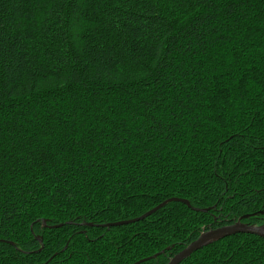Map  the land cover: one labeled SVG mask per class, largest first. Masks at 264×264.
Segmentation results:
<instances>
[{
	"label": "trees",
	"instance_id": "1",
	"mask_svg": "<svg viewBox=\"0 0 264 264\" xmlns=\"http://www.w3.org/2000/svg\"><path fill=\"white\" fill-rule=\"evenodd\" d=\"M165 36L174 75L140 79ZM0 45L20 69L0 86V264H168L205 230L264 225V0H0ZM161 87L162 131L141 132ZM170 198L190 207L102 227ZM181 264H264V238Z\"/></svg>",
	"mask_w": 264,
	"mask_h": 264
},
{
	"label": "snow or ice",
	"instance_id": "2",
	"mask_svg": "<svg viewBox=\"0 0 264 264\" xmlns=\"http://www.w3.org/2000/svg\"><path fill=\"white\" fill-rule=\"evenodd\" d=\"M114 7H118L119 5H113ZM198 23H195L192 25L191 31H188V29H185V31L188 32V38L191 39L193 37V33L197 31ZM183 32L181 33V36H183ZM179 37L176 36H165L164 40L166 42L158 41V43L162 44L163 49L165 50L164 55H161L159 59L156 60L155 64L152 65L151 68H145L143 65L141 66V70L146 71L148 74L145 76L140 77L142 80H149V79H156V74H160V80L164 79L163 73L167 72L169 74V77L171 78L173 73V62H171L168 57L170 56L171 52L174 48L177 47L176 40ZM198 38V37H196ZM11 57L5 52V49L2 45H0V86H3L4 83L14 81L18 79V75L20 72L19 68H15L14 64H10L9 60ZM19 62V61H18ZM93 63H98L101 68L98 70H104L107 71L108 69H111L113 67V61L111 59L110 53L106 56L104 54L98 55ZM15 68V72H14ZM74 78L77 80V82L84 83L86 85L85 80H81V77L77 74H73ZM159 83V81H157ZM175 84L169 85L167 81H165L164 87H175ZM164 87H161L160 93L148 100L147 97L144 99L148 100V103L144 105V108L141 110L142 115H145L147 117L146 119V128H141L140 125H137L138 130L141 132H147L151 133L153 131H162V128L159 125V122L152 119L156 115L157 106H163L165 103L164 99ZM9 95L11 93H8ZM69 195H71V192H69ZM5 210L0 208V214H2ZM9 218H11L9 216Z\"/></svg>",
	"mask_w": 264,
	"mask_h": 264
},
{
	"label": "water",
	"instance_id": "3",
	"mask_svg": "<svg viewBox=\"0 0 264 264\" xmlns=\"http://www.w3.org/2000/svg\"><path fill=\"white\" fill-rule=\"evenodd\" d=\"M181 202L186 204L188 207H190L189 203L186 200L179 199V198H170L153 208L152 210L148 211L144 215L128 220V221H119L114 223H109L106 225H103L104 228H111V227H118L123 225H128L132 223L140 222L147 217L155 214L157 211H159L161 208H163L165 205H167L170 202ZM196 211H201L200 209H194ZM247 218V217H246ZM237 234H252L259 236L261 238H264V225L263 226H254L245 224L242 222H236L230 225H225L222 227L217 228H210L208 230H205L195 241L187 245L184 249H182L180 252H178L176 255H174L168 264H181L185 260L189 259L194 253L206 248L212 243H215L223 238L234 236ZM163 252L155 254L149 258L139 260L138 262L134 264H142L146 261H149L151 259H155L159 255H161Z\"/></svg>",
	"mask_w": 264,
	"mask_h": 264
}]
</instances>
